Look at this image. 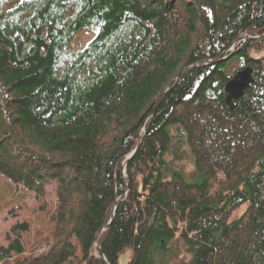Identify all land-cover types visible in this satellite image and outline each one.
Here are the masks:
<instances>
[{
	"label": "trees",
	"instance_id": "obj_1",
	"mask_svg": "<svg viewBox=\"0 0 264 264\" xmlns=\"http://www.w3.org/2000/svg\"><path fill=\"white\" fill-rule=\"evenodd\" d=\"M0 175L57 187L0 264H264V0H0Z\"/></svg>",
	"mask_w": 264,
	"mask_h": 264
},
{
	"label": "rangeland",
	"instance_id": "obj_2",
	"mask_svg": "<svg viewBox=\"0 0 264 264\" xmlns=\"http://www.w3.org/2000/svg\"><path fill=\"white\" fill-rule=\"evenodd\" d=\"M93 37L94 33L91 30H85L78 36L77 42L84 45ZM245 39L237 40L233 45L234 50ZM235 67L237 65H234ZM56 208L57 187L55 184L49 185L45 195L38 198L36 194L26 189L22 184H15L0 175V249L11 244L8 234L16 225L23 222L31 224V232L26 237V243L29 246L35 245L39 239L47 238L53 230ZM244 211V207L236 211L234 218L240 217ZM47 249V243L44 242L43 247L36 253H42ZM121 264H126V257L122 258Z\"/></svg>",
	"mask_w": 264,
	"mask_h": 264
},
{
	"label": "water",
	"instance_id": "obj_3",
	"mask_svg": "<svg viewBox=\"0 0 264 264\" xmlns=\"http://www.w3.org/2000/svg\"><path fill=\"white\" fill-rule=\"evenodd\" d=\"M240 40V39H238ZM184 72V71H183ZM183 72L179 75L177 82L181 78ZM255 82V69L252 66H247L244 69L239 70L231 79L230 81L226 84L225 90L227 93L226 97V105L230 110H234L236 106V101L241 99L245 92L252 86V84ZM169 91V89L167 90ZM137 150L133 152V154L128 158V161L134 156ZM128 161L125 162L124 164V169H123V177L126 178V166L128 164ZM125 171V173H124ZM130 190V187L128 188ZM120 199H118L114 205L113 208V216L112 219L110 220L109 224L103 229L106 230L108 229L115 217L116 209L119 204ZM98 234L97 237V244H99V239L101 236L102 231ZM104 257V256H103Z\"/></svg>",
	"mask_w": 264,
	"mask_h": 264
},
{
	"label": "built area",
	"instance_id": "obj_4",
	"mask_svg": "<svg viewBox=\"0 0 264 264\" xmlns=\"http://www.w3.org/2000/svg\"><path fill=\"white\" fill-rule=\"evenodd\" d=\"M233 45L231 46V48L228 51H234V46Z\"/></svg>",
	"mask_w": 264,
	"mask_h": 264
}]
</instances>
